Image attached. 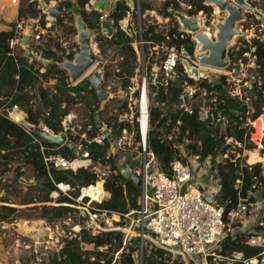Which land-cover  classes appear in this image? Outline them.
<instances>
[{"label": "built area", "instance_id": "built-area-1", "mask_svg": "<svg viewBox=\"0 0 264 264\" xmlns=\"http://www.w3.org/2000/svg\"><path fill=\"white\" fill-rule=\"evenodd\" d=\"M16 1L12 0L11 3L16 4ZM93 1L89 0L84 10L87 14L96 13L98 37L102 40H110L116 33L114 23L107 12L94 11ZM120 1L128 8L119 25L121 23L125 25L130 35L125 32L124 34L132 40L130 47L135 54L133 71L129 76L121 73V77H116L115 75L121 72L119 66L123 61L122 57L116 56L111 62L113 67L110 71L113 73L112 77L114 76L119 82V90L111 92L109 88H105L108 89L106 91L103 88L111 75L104 72V65L95 61L80 81L84 82L85 77L96 73L101 81L100 90L106 95L103 103L108 102V106L105 107V104L103 107L100 106V112L96 111V105H101L99 100L91 106L92 111L82 103L74 106L78 112L74 109L70 110L62 119V132L58 134H53L40 122L43 125L40 131L45 135L63 137V144L57 146H69L67 148L71 151V159L62 157L56 149L47 148L42 142L45 139L35 133L39 125L35 129L27 127L23 123L24 113L17 106L5 110L6 114L1 110V116L18 125L37 145L48 177L56 189L52 195H61L72 202V205L67 206L77 210L78 218L84 216L92 236L109 232L121 233V246L115 251L114 260L112 263L110 261V264H116L117 259L127 254L130 255L132 264H144L143 256L144 253H148L146 250L148 245L162 251L163 258L168 264H264V198L259 194L262 193L261 188L253 185L251 189L255 192H251L250 196L254 197V202L239 201L236 208L226 215L218 202L220 186L216 177L217 165L227 158V154L231 151L228 146L235 142L225 135L223 155L220 156L218 152L215 158L208 156L201 160L198 154L188 150V140L183 138L180 142H175L178 133L173 129L162 138L163 141L170 142L176 152V158L168 164L167 173L161 170L148 147L149 107L150 99L153 97L150 94V86L165 89L184 76L193 84L189 85L185 80L180 82L182 91L178 98V109L187 115H192L193 104L203 97L204 102L197 111L198 119L204 122V119L210 116L211 122L206 123L207 125L219 129L223 127L226 131L227 117L215 111L216 101L209 98L212 93L200 88L199 84L205 82L211 85L219 77H226L228 71L200 66L192 57L182 54L183 47L178 51L174 47H167L165 42L154 43L143 39L150 23L142 22L144 15L140 10L141 1L175 2L185 7L186 13L190 9L188 3L185 6L180 0H132L134 7L131 9L127 0ZM202 15V12H199L196 17ZM104 22L112 28L111 37L101 31V24ZM24 27V24L16 23L15 37L8 42L11 56L17 48L24 50L21 46ZM171 27L173 28L174 24ZM43 31L39 27H31L29 39L36 47L40 46ZM176 32L185 35L178 28ZM156 33L162 31L154 30V34ZM95 46L97 47L96 43ZM32 54L41 58L36 53ZM63 60L68 61L64 58ZM156 63L157 70L154 71ZM184 64L190 69L197 70L196 80L189 78ZM151 72H154V78L149 84L148 78ZM231 72L234 70L232 69ZM122 82L125 83L124 87L121 86ZM226 83H228L227 77ZM68 84L72 86L69 80ZM86 84L87 90L96 93L90 84ZM231 92L228 95L233 96ZM185 96L186 103L183 101ZM124 99L126 102L120 108L118 104ZM37 103H40V99H37ZM12 115L18 117L17 122ZM115 121L117 126L115 131H112ZM91 132L93 135L89 136ZM106 133L110 136L107 137ZM77 138L78 142L74 143L73 140ZM82 144L96 145L104 149V157L92 161L88 150H85ZM196 146L199 148L200 142H197ZM111 158L116 161L117 167L125 166L127 173L134 175L140 182L137 207L128 209L126 213L103 207V204L110 199V194L105 192L103 185L104 179L110 173V168L105 162ZM77 161H89V165L83 169H89L96 176L97 180L93 185L73 187L69 184L53 182L49 175L51 170L71 169V165ZM238 185L237 181L235 186ZM207 198L211 199V202H207ZM249 224L255 230L250 229ZM235 241L246 243L250 248H258V255L246 259L242 253L229 252L227 246ZM118 264H122V260Z\"/></svg>", "mask_w": 264, "mask_h": 264}, {"label": "trees", "instance_id": "trees-1", "mask_svg": "<svg viewBox=\"0 0 264 264\" xmlns=\"http://www.w3.org/2000/svg\"><path fill=\"white\" fill-rule=\"evenodd\" d=\"M43 1L46 4L49 2L58 4L61 13L55 18V24L59 25L64 20L72 23L73 19L70 10L73 8V4L70 0ZM88 1L75 0V5L87 29L95 30L97 29L96 13H91L90 15L84 10ZM186 1L190 6L187 11L188 16H194L199 12H202L205 16L211 14V7L205 6L203 0ZM175 4V2L170 1L162 3V11L165 17H171L167 13V9L175 6ZM38 7L35 1L28 3L27 8H25L26 17H24V8L21 7L18 12V22H24L26 19L36 20L40 29L48 31L45 27V15L41 13ZM127 10L128 8L125 4L119 1L113 15L110 17L116 28V33L110 40L105 42L98 36L94 39L100 54L105 48H113L115 49V54L122 57L123 61L119 66L121 72L116 74V77H121V73L129 76L133 71L135 62V54L130 47L132 40L119 29V22L122 21ZM140 10L141 13L147 11V6L141 7L140 5ZM89 16H94V22H90ZM173 24L174 27L169 29L166 34H154L155 26L150 24L147 26L143 39L154 43L165 42L167 47H174L178 51L184 46L192 45L190 37L177 34L176 23L173 22ZM15 26L16 22H13L9 24L7 31H0V111L4 110L3 112L6 114L5 110L15 105L24 113L23 123L27 127L35 129L42 122L53 134H58L62 132V119L70 110L82 103L89 111H92L91 106L98 103L97 95L93 90H87L88 85L83 81H80L75 86L68 84L66 72L58 69L54 63H61L63 58L71 61L75 53L69 52L64 55V50L58 44L53 45L51 41H46L44 45L35 49L43 60L51 61V65L43 66L35 58L30 61L20 48H17L14 55L11 56L8 42L15 37ZM69 32L73 35L76 34L73 27L70 28ZM245 54H250L254 58L255 69H252L254 79L248 87L242 88L240 97L228 95L232 91L228 90L231 83H226V77L224 76L214 80L211 85L202 82L199 87L212 93L209 98L216 101L215 111L228 119L225 131L226 137L240 145L239 152L241 150L249 152L247 154V163L253 164L255 163L253 150L256 147L252 142L257 144L263 134V131H261L263 123L260 119L264 117V40H252L248 48L240 49L236 52L229 51V67L227 71L235 68V65L239 64L238 62L246 64ZM42 69L44 70L43 73L40 72ZM51 80H54L52 87H42L44 83H49ZM184 80L189 85L193 84L192 81L182 76L175 84L169 85L165 89L150 86V94L153 97L150 99L149 107L148 147L155 156L161 170L166 173L168 164L176 158V152L172 149L171 143L163 141L162 138L173 129H176L178 133L175 142H180L183 138L188 140V150L198 154L201 160L208 156L215 158L219 149V128L201 122L197 116L198 107H192V115H187L178 109V98L182 91L180 82ZM121 86L124 87L125 83L122 82ZM37 99H40V103H37ZM96 111H101L100 105H96ZM177 122L179 125H177ZM251 123H253L255 130L251 138L252 142L250 140L252 134ZM31 134L35 135L34 132H31ZM92 135L93 132L89 136ZM78 140V138L74 139L73 142H78ZM42 142L47 148L56 149L57 153L62 157L66 159L72 158L69 148L59 147L46 140ZM197 142H200L199 148L196 146ZM82 146L85 150H88L92 161L98 158L102 159L105 155V150L96 145L85 146V144H82ZM262 150H264V140L262 141ZM14 165L29 167L35 173L36 179L41 180L39 188L44 191V197L40 203H47L50 195L55 193L56 189L48 177L37 145L18 125L6 120L0 114V179L13 172L14 169L12 170V168ZM105 165L110 168V173L104 179L103 186L105 192L110 194V199L103 204V207L121 213H126L128 209L136 208V201L140 193L139 188L126 178L125 174L121 173L114 159L111 158L106 161ZM49 175L54 183H65L73 187L91 186L97 180L89 169L83 168L76 170H51ZM216 177L220 186L218 202L223 208L224 215L235 209L239 201L254 202V197L250 196L251 192H255V190L251 189L253 185L261 188V197L264 198V175L263 168L259 162L253 165H246L244 161L240 162L239 158L234 162L224 160L217 165ZM17 178L15 177L14 179ZM237 181L239 185L236 187ZM0 203L8 204V201L4 197H0ZM55 203L72 205L69 199L61 195L57 196ZM61 210L63 211L62 217L75 212L69 207ZM13 212V209L0 206V223L5 222L7 216ZM79 219L84 223L86 221L83 217ZM47 220L51 222L53 219ZM113 241L115 242L114 245H112ZM81 243H87L94 249L105 247L107 250L112 245L113 251H116L121 246V234L109 232L100 236L83 237L81 241L73 240L67 243L59 251L58 258H53L49 264H100L99 257L102 253H92L94 256L92 258L94 259L91 262L89 257L82 253L80 249ZM148 246L146 249L148 253H144L143 256L144 264H168V261L163 258L162 251L152 245ZM227 250L229 252L242 253L246 259L254 258L259 253L258 248H250L246 243H240L239 241L231 242L227 246ZM121 260L122 264H132L129 254L122 255ZM110 261L111 258L104 264H110Z\"/></svg>", "mask_w": 264, "mask_h": 264}, {"label": "rangeland", "instance_id": "rangeland-1", "mask_svg": "<svg viewBox=\"0 0 264 264\" xmlns=\"http://www.w3.org/2000/svg\"><path fill=\"white\" fill-rule=\"evenodd\" d=\"M7 1L8 6H5V9L11 10V8H13L14 12L18 11L20 6H24V9L27 8V4L31 2V0H18L19 7H17L16 10L14 6H11V0ZM70 1L73 4V8L70 10L73 19L72 23H68L64 20L58 25L55 24V19H50L48 18V15L45 14V27L48 31H43L44 33L42 34L40 47L44 45L46 41H51L53 45L58 44L60 48L64 50V55H67L69 52L75 54L78 53L74 15L79 12L77 11L75 0ZM180 2L185 6L187 5L186 0H180ZM247 2L253 8L260 10L262 17L264 18V0H247ZM3 3L5 4V2L0 1V9ZM140 5L141 7L147 6V12H143V23L154 24L155 30L162 31V33H166L172 28L171 26H173L175 20L172 16L170 18L165 17L164 12L162 11V2L141 1ZM48 6L52 9H60L58 4L54 2L48 3ZM171 8L175 12L187 15L186 8L180 6L178 3L173 7L171 6ZM192 17L197 18L196 15ZM223 17H225L223 13H219L216 11V8L211 7V14L209 16H198L201 22V30L205 32L207 31L209 34L212 33L215 22ZM9 18L10 17L6 16L4 21L7 20L6 22H9ZM94 19V16H89L90 22H94ZM24 23L25 25L32 23L38 25L36 20H25ZM176 26L180 30L178 24ZM71 27L75 29V35L69 32ZM238 29L241 32V35L232 41L231 47L229 48L230 52H236L240 49L248 48L251 45L252 40H264V22L256 20L251 15L245 16L243 22L238 25ZM92 31L95 32L91 41L93 49L95 50V61H99L102 66L104 65V72L111 75L103 89L107 91L108 89L105 88H109L111 92H116L119 90V82L114 76L112 77L113 73L110 71L113 67L111 62H113L117 56L115 54V49L105 48L100 54L94 43V39L98 36V32L96 33V29ZM105 41L108 40L104 39L103 42ZM244 57L246 58V64L238 62L239 64L235 65V68H233L234 72H231L230 70L226 75L228 83H231L228 90H232L231 94H233V96L240 97V91L242 88L248 87L254 79V74L252 73V69H255L254 58H252L250 54H245ZM236 71L238 72L237 74H235ZM203 102L204 98L202 97V100L196 101V104L194 103L193 106L200 107ZM260 120H262L261 122L263 123L261 126V131H263L262 137L258 140L257 144L252 142L251 138L255 132L252 124L250 140L256 147V149L253 150L254 161L255 163L259 162L264 171V150H262V141L264 140V117ZM228 147L231 151H229L230 153L227 154L225 160L234 162L239 158L240 162L244 161L246 165L255 164L247 163L248 152L245 150L239 152L240 146L238 144L231 143ZM118 168L122 172L123 167L118 166ZM12 170L13 172H10L0 179V197H4L8 201V204L0 203V206L14 210L13 213L7 216L5 222L0 223V264H49L53 258H58L59 251L67 243L73 240L81 241L83 237H93L88 230L86 223L78 218V212L75 208L55 203L57 196L50 195L47 203H40L44 197V191L39 188L41 180L36 179L35 173L29 167H18L14 165ZM15 177L18 178L14 179ZM259 194L262 195V193ZM65 207H69L75 212H71L62 217L63 211L61 209ZM50 218L53 219L51 222L47 220ZM248 227L255 230L251 224H249ZM114 243L115 242L113 241L112 245H114ZM112 245L109 247V250L105 247L99 250L94 249L87 243H81L80 249L86 257H89L91 262L94 259L92 258L94 257L92 253L98 252L102 253L99 257V261L105 263L111 258L112 263L115 254ZM148 247L149 246H147V248ZM87 253L91 254L88 255ZM120 260L121 259H117L116 264H118Z\"/></svg>", "mask_w": 264, "mask_h": 264}, {"label": "water", "instance_id": "water-1", "mask_svg": "<svg viewBox=\"0 0 264 264\" xmlns=\"http://www.w3.org/2000/svg\"><path fill=\"white\" fill-rule=\"evenodd\" d=\"M38 3L39 9L48 15L50 18H54L59 14L58 9H52L47 6L43 0H31ZM120 0H94L93 9L96 12H107L111 17L113 12L119 3ZM128 6L133 9V1H126ZM205 6L214 7L219 13H223L225 17L219 19L215 22L213 26V32L208 33L201 30L200 19L189 17L185 14L175 12L173 9L168 8L167 13L172 16L175 22L178 24L180 31L187 36L191 37L192 45L184 46L182 48V54L186 57H192L200 66L207 67L214 70H227L229 67L228 53L229 48L231 47L232 41L241 35V32L238 29V25L243 22L245 16H253L256 20L264 22V18L260 10L253 8L247 0H203ZM75 29H76V44L78 46V53L74 55L71 61H63L61 63H54V65L61 70H64L69 78L71 85H76L91 67L95 64V50L92 47L91 41L94 37L95 32L87 29L85 23L81 19L80 13H75ZM120 30L125 32L127 35H130L125 29V25L121 23L119 25ZM101 31L106 34V36L111 37L113 35L112 28L107 22L101 24ZM97 33V31H96ZM31 35V25L27 24L24 27L23 37L21 46L24 49L25 57L28 59L35 58L39 63L44 66L51 65V61L43 60L39 57L33 56L28 46L29 37ZM184 68L189 78L194 80L197 79V70L190 69L187 65L184 64ZM157 70V63L153 69ZM238 72L236 71L235 74ZM154 78V72H151L148 78L149 84L152 83ZM84 82L92 86L96 91V95L101 105L106 98V95H103L100 90L101 81L98 79L96 73H93L89 77L84 78ZM186 96L183 98L184 103H186ZM126 102L124 99L119 107L123 106ZM14 121H18V117L12 115ZM97 121V116L94 117ZM205 123H210L211 118L208 116L204 119ZM117 122L115 121L112 126V131H115ZM42 123L39 124L35 133L40 137L49 141L55 145L63 144V137H51L42 133ZM31 130V129H30ZM109 137V133H106ZM69 147V146H67ZM225 147V130L223 127L219 129V155H223V150ZM89 165V161L81 162L77 161L71 165V169L83 168ZM264 175V171H263ZM126 178L132 181L136 187H140V182L138 179L129 173H126ZM207 202H211V199L207 198ZM84 217V216H83Z\"/></svg>", "mask_w": 264, "mask_h": 264}, {"label": "crops", "instance_id": "crops-1", "mask_svg": "<svg viewBox=\"0 0 264 264\" xmlns=\"http://www.w3.org/2000/svg\"><path fill=\"white\" fill-rule=\"evenodd\" d=\"M12 1V0H11ZM11 1H10V4H11V6H14L15 7V9L17 10V7H19L18 6V0L16 1L17 3L16 4H12L11 3ZM1 2H5V4L3 3V5H1V9H0V15H1V18H0V31H7L8 29H9V24H11V23H13V22H16V23H18V12H19V9L21 8V7H24V6H20L19 7V9H18V11H15L14 12V10H13V8H11V10H8V9H5V6H8L7 4H8V1L6 0V1H3V0H1ZM49 3H51V2H49ZM54 3H56V2H54ZM47 6H48V4H47ZM49 7V6H48ZM9 8V7H8ZM50 8V7H49ZM59 11H60V9H58ZM25 9H24V17H26V14H25ZM41 11V10H40ZM145 12H147V11H145ZM41 13L43 14V15H45V13L44 12H42L41 11ZM61 13V11L59 12V14ZM58 14V15H59ZM47 15V14H46ZM58 15H56L54 18H50V17H48V18H50V19H55ZM6 16H8V17H10L9 18V22H6V21H4V18L6 17ZM46 18V17H45ZM27 20V19H26ZM24 22H25V20H24ZM38 24V23H37ZM24 25H25V23H24ZM31 25V27H39L38 25H35L34 23H32V24H30ZM95 43V42H94ZM28 46H29V48H30V51H31V53H36L38 56H40V54H39V52H37L35 49H36V45L34 44V43H32L31 41H30V39H29V42H28ZM93 47V46H92ZM23 52H24V50H23ZM25 54V53H24ZM34 56V55H33ZM33 59V58H32ZM32 59H29L30 61L32 60ZM42 59V58H41ZM62 61H65V60H62ZM44 66V65H43ZM41 73H43L44 72V70L42 69L41 71H40ZM68 80H69V78H68ZM80 81H78L77 83H79ZM70 83V82H69ZM54 85V80H51V81H49V83H44L42 86L43 87H47V86H49V87H52ZM73 86V85H72ZM121 103V102H120ZM120 103L118 104V106L120 105ZM105 104V107L106 106H108V102H105V103H103L102 105H100L101 107H103V105ZM124 105V104H123ZM122 107V106H121ZM120 107V108H121ZM76 108V107H75ZM74 109V108H73ZM77 109V108H76ZM76 109H74L75 111H77L78 112V109L76 110ZM74 110H73V112H74ZM249 153V152H248ZM247 153V154H248ZM260 164V163H259ZM123 167V170H122V172L121 173H123V174H125L126 175V173H127V171L125 170V166H122Z\"/></svg>", "mask_w": 264, "mask_h": 264}, {"label": "bare ground", "instance_id": "bare-ground-1", "mask_svg": "<svg viewBox=\"0 0 264 264\" xmlns=\"http://www.w3.org/2000/svg\"><path fill=\"white\" fill-rule=\"evenodd\" d=\"M216 11H217V9H216ZM20 25H23L24 24V22H18ZM207 32V31H206ZM98 187H99V185H98Z\"/></svg>", "mask_w": 264, "mask_h": 264}]
</instances>
